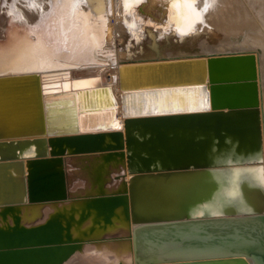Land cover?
Returning a JSON list of instances; mask_svg holds the SVG:
<instances>
[{
  "label": "water",
  "instance_id": "water-1",
  "mask_svg": "<svg viewBox=\"0 0 264 264\" xmlns=\"http://www.w3.org/2000/svg\"><path fill=\"white\" fill-rule=\"evenodd\" d=\"M148 35L156 59L120 68L123 130L81 133L76 114L0 119V264H67L112 243L119 264H264L257 57L167 61ZM16 74L0 83H37ZM23 82L2 90L24 97Z\"/></svg>",
  "mask_w": 264,
  "mask_h": 264
},
{
  "label": "bare ground",
  "instance_id": "bare-ground-1",
  "mask_svg": "<svg viewBox=\"0 0 264 264\" xmlns=\"http://www.w3.org/2000/svg\"><path fill=\"white\" fill-rule=\"evenodd\" d=\"M149 33L167 61L253 53L264 132V0H0V73L37 76V83L27 77L0 83V119L30 120L39 112L70 126L76 114L81 133L123 130L120 68L156 59ZM125 75L129 79L130 69ZM25 80L24 97L2 90L24 87ZM55 92L72 96L46 97ZM118 173L111 174V188ZM86 177L78 178V190L88 187ZM102 247L86 245L67 264L121 262L117 243Z\"/></svg>",
  "mask_w": 264,
  "mask_h": 264
}]
</instances>
